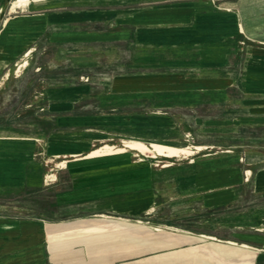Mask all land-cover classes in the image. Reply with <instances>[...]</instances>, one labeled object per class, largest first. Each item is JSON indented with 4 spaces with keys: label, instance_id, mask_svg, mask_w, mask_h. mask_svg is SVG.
<instances>
[{
    "label": "rangeland",
    "instance_id": "374dc122",
    "mask_svg": "<svg viewBox=\"0 0 264 264\" xmlns=\"http://www.w3.org/2000/svg\"><path fill=\"white\" fill-rule=\"evenodd\" d=\"M10 1L0 0V29L9 16L45 10L91 7L123 12L115 22L119 26L116 32L122 35L121 43L101 44L97 40L86 46L85 51L77 46L75 52L43 51L37 44L19 79L15 77V65L24 55L15 58L4 72L8 73L5 88L9 93L25 89L26 82L36 78L37 85L32 92L52 82L60 89L75 87L77 112L173 120L171 127L155 130L129 126L92 128L100 136L92 141L90 148L99 145L102 139L118 143L124 138L157 141L175 147H207L186 159H153L128 151L70 161L65 169L54 168L62 178L76 179V189H91L93 195H100V200L132 190H138L143 198L150 200L151 210L147 208L138 215L115 213L102 218L108 222L118 218L144 224L139 229L118 227L123 238L118 244L106 246L109 259L116 264H264V134L258 127L228 128L226 125L232 119L238 121L234 115L241 108L238 102L229 100L237 94L234 71L228 69L225 54L229 37L213 31L206 22L202 30H197L193 22L170 18L191 8L195 12L210 9L206 5L198 9L191 0H43L36 7L9 12ZM149 13L158 18L152 20L151 16L149 20ZM138 16L140 21L133 22ZM142 18L145 21H141ZM149 23L151 25L147 26ZM133 28L138 30L141 40H153L155 51L133 52L137 42ZM197 31L201 36H190ZM170 41L177 45H170ZM198 41L202 44H192ZM219 49L218 56L216 50ZM2 77L3 74L0 79ZM164 161H170L172 166L164 168ZM52 166L43 163L39 175L45 178L48 167ZM215 170L240 173L239 183L219 192L230 190L231 195L220 196L211 206L198 196L184 195L194 174ZM59 183L60 189L69 187L65 182ZM49 184L51 182L45 179L29 182L27 201L13 196L11 214L25 218L47 216L42 209L43 202L51 201L55 194ZM89 207L84 205V208ZM155 227L160 229L154 230ZM114 228L108 227L105 233L115 235ZM129 237L152 243H131L126 240ZM210 237L227 249L234 248L228 241L249 248L222 256L210 247Z\"/></svg>",
    "mask_w": 264,
    "mask_h": 264
},
{
    "label": "crops",
    "instance_id": "0c3cea01",
    "mask_svg": "<svg viewBox=\"0 0 264 264\" xmlns=\"http://www.w3.org/2000/svg\"><path fill=\"white\" fill-rule=\"evenodd\" d=\"M40 1L31 2L27 8L36 7ZM191 1L196 3L198 9L206 5L210 11L195 12L191 8V11H180L179 16L175 13L170 18L193 22L197 30H202L205 27L203 22H206L213 31L217 30L229 37L225 54L228 57V69L234 71L237 87V94L233 98L230 96L229 100L238 102L241 108L234 115L238 121H228L227 127H258L264 134V0ZM7 5L8 11L12 12L10 2ZM121 12L123 10H98L91 7L53 9L9 16L2 23L0 264H116L109 259L105 248L110 243L118 244L119 238L113 239L112 235L105 232L108 227H115L111 229L112 232L122 234L118 227L123 229V226L102 218L115 213L135 216L147 208L151 210L150 200L143 198L138 190L100 200V195H93L91 189H76V179L62 178L56 173V180L49 184L55 194L51 201L43 202L42 205L47 216L25 218L11 214L12 197L27 201L29 182L45 179L38 173L43 163L62 157H67L66 163L78 161L72 160L70 156L85 154L91 149L92 141L100 136L92 128L129 126L138 130H155L173 124L170 117L143 120L122 114L77 112L75 96L78 93L75 87L60 89L52 82L32 92L34 85H37L36 78L26 82L25 89L19 88L9 93L5 88L8 73L4 72L7 65L20 55L29 51L31 54L37 44L43 51L75 52L77 46H82L85 51L86 46L97 40L101 44L121 43L122 35L116 32L119 26L115 25ZM151 16L152 20L158 18L149 13V20ZM143 18L141 21H145L146 17ZM134 21H140V17L134 18ZM132 30L137 39L133 52L155 51L153 40H141L138 30ZM199 32L191 33L190 36H201ZM195 43L202 44L200 41L192 44ZM174 44L177 45L170 41V45ZM216 51L219 56L221 50ZM15 77L19 79L21 76ZM21 80L24 81V78ZM228 171L194 174L187 183L189 189L184 195L198 196L203 203L214 205L220 196L231 195L230 190L222 194L220 190H227L240 182L239 172ZM60 181L69 187L60 189ZM84 205L90 207L87 209Z\"/></svg>",
    "mask_w": 264,
    "mask_h": 264
},
{
    "label": "bare ground",
    "instance_id": "6f19581e",
    "mask_svg": "<svg viewBox=\"0 0 264 264\" xmlns=\"http://www.w3.org/2000/svg\"><path fill=\"white\" fill-rule=\"evenodd\" d=\"M40 0H12L10 1V10L12 12H15L17 9L25 10L31 2H38ZM32 52V50H31ZM30 55V51L26 53L17 63H16V75H19L21 71L27 66L28 64V56ZM7 77V76H4ZM143 121V120H141ZM207 149L206 146L203 145H189L185 147H175L172 145H167L164 143H160L157 141H141L137 139H119L118 143H113L110 140L101 141L99 145L94 146L90 150H88L85 154H74L70 157L73 160H82V159H90V158H96V157H104V156H112V155H118L123 154L128 151H136L138 153L148 155L150 158L157 159V158H188L190 156H193L194 154H198V152ZM63 159L60 161H48V163H51L53 166L48 167L47 172L45 174V180L53 182L56 180V171L54 168H64L66 166L67 157H62ZM140 159V158H139ZM172 166V163L170 161H164L163 167H170ZM248 175H250V172H247ZM115 224H119L123 227H134V228H141L144 226V224L140 221H135L134 223H131L126 220L118 219V218H112L110 219ZM160 227H155L154 230H159ZM178 229V228H177ZM182 232V231H180ZM191 233V232H190ZM116 235V236H115ZM112 235L113 239L123 238V234H115ZM201 238H206L204 236H200ZM211 241L208 242L210 247L219 255L222 256H231L238 251H240L243 248H249L245 244H236L235 242H227L230 246L234 247L233 249H227L222 247L221 245H218L217 243H214V238H209ZM127 241L131 243H152L145 241L140 238H134L129 237L126 239ZM121 241V240H120Z\"/></svg>",
    "mask_w": 264,
    "mask_h": 264
}]
</instances>
